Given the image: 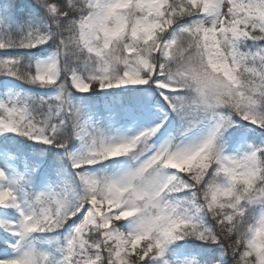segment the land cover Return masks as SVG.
I'll use <instances>...</instances> for the list:
<instances>
[{"label":"snow or ice","instance_id":"6c2138e0","mask_svg":"<svg viewBox=\"0 0 264 264\" xmlns=\"http://www.w3.org/2000/svg\"><path fill=\"white\" fill-rule=\"evenodd\" d=\"M0 264H264V0H0Z\"/></svg>","mask_w":264,"mask_h":264},{"label":"rangeland","instance_id":"374dc122","mask_svg":"<svg viewBox=\"0 0 264 264\" xmlns=\"http://www.w3.org/2000/svg\"><path fill=\"white\" fill-rule=\"evenodd\" d=\"M118 91V90H117Z\"/></svg>","mask_w":264,"mask_h":264}]
</instances>
